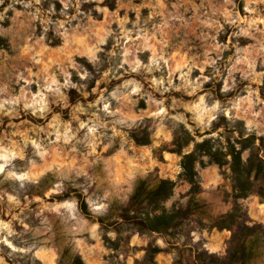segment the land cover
Instances as JSON below:
<instances>
[{
	"label": "clouds",
	"instance_id": "1",
	"mask_svg": "<svg viewBox=\"0 0 264 264\" xmlns=\"http://www.w3.org/2000/svg\"><path fill=\"white\" fill-rule=\"evenodd\" d=\"M0 264H264V0H0Z\"/></svg>",
	"mask_w": 264,
	"mask_h": 264
}]
</instances>
